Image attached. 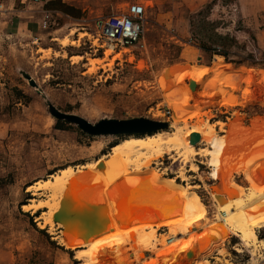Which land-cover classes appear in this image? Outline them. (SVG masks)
<instances>
[{
    "label": "rangeland",
    "instance_id": "rangeland-1",
    "mask_svg": "<svg viewBox=\"0 0 264 264\" xmlns=\"http://www.w3.org/2000/svg\"><path fill=\"white\" fill-rule=\"evenodd\" d=\"M134 1L147 6L142 42L121 52L96 51L91 46L94 19ZM44 2L0 0V264L95 263L77 256L78 250L93 249V244L80 239L75 248L63 244L64 223L51 217L48 209L23 208L51 198L49 189L29 186L51 179L67 166L87 165L105 155L108 159L112 147L130 135L161 130L91 135L76 123L55 118L49 103L92 123L147 117L168 122L165 130L172 132L170 122L178 115L181 125L186 117L190 126L203 119L216 125L221 148L199 146L209 149V155L194 156L189 163L176 160L175 152L154 160V173L160 178L151 190L167 194L163 198L168 204L158 211L127 213L125 221L155 227L162 244L155 251L127 244L116 264H264V249L254 259L240 238L216 218L219 206L233 192L246 194L253 163L264 159V0H209L201 7L197 0H66L80 4L82 17L53 11L47 29L38 27ZM187 26L191 35L184 37ZM193 33L227 50L228 57L198 50ZM227 35L236 42L217 39ZM75 55L80 57L73 60ZM216 56L224 57L220 69H228L229 76L214 82L210 67ZM182 68L205 72V79H184L193 88L185 96L187 114H177L173 107L177 86L170 74ZM207 97L217 102L207 106ZM167 107L171 117L163 115ZM192 162L200 164L195 171ZM181 171L185 180L179 177ZM120 172L132 174L126 168ZM172 179L187 191L181 194L165 185ZM82 193L81 206L90 218L77 224L101 230L123 224L118 205L99 206L94 195ZM146 193L126 201L138 207ZM46 217H51L53 231L50 225L42 226ZM258 235L264 240V227ZM190 249L194 254L186 260Z\"/></svg>",
    "mask_w": 264,
    "mask_h": 264
},
{
    "label": "bare ground",
    "instance_id": "bare-ground-1",
    "mask_svg": "<svg viewBox=\"0 0 264 264\" xmlns=\"http://www.w3.org/2000/svg\"><path fill=\"white\" fill-rule=\"evenodd\" d=\"M61 42L65 46L68 45L66 38L62 39ZM79 57L75 55L72 59L77 60ZM224 61L223 56H216L213 65L210 67V70L214 71L212 81L216 82L217 78L229 76L228 69L221 70ZM204 76L205 72L197 68H182L170 74V78L175 80L177 86L173 105L177 114H187L183 106L185 96L193 93L192 84L189 81H184V79L186 77H202L205 79ZM207 98V106L210 105V102H217L216 99L212 101L209 97ZM178 117V115H175L170 122L172 132L161 129L158 132L144 136L130 135L112 147V153L108 159H105V155L87 165L67 166L61 169L60 173L51 175V179H45L39 181L36 185H30L29 189L41 187L49 189L51 198L34 206L24 204L23 208L25 210L33 209V211L46 208L51 217L60 219L66 229L65 238L62 242L67 247L75 248L78 239L93 244L95 246L93 249L77 251L78 257L95 260V263L87 262L85 264H116L115 260L118 253L122 249L127 250V244H131L130 246H133L131 248L134 249L158 250V246L162 244V241L157 235L155 227L141 226L125 221L127 216L125 214L127 213L128 215L132 213V216H134L133 213L139 215L147 209L158 211L162 206L168 204L169 200L163 198L167 194L160 192V190H151L154 185H157L160 178L159 173H154V160L162 158L165 154L172 155L175 152L177 155L175 156L176 160L180 158L189 163L194 156L209 155V149L199 147L202 144H207L211 148H221V140L215 124L203 119L190 126L186 117L181 119L185 122L184 125H181ZM192 132L200 134V140L196 144L191 143L189 140ZM236 144L233 145L234 152H236ZM124 168L131 170L132 174L125 175L121 173L120 171ZM191 168L194 171L198 169L194 162H192ZM251 169L255 172L251 174L250 185L246 194L241 195L239 192H233L232 197L219 206L216 218L222 221L235 236L240 238L242 245L250 250L255 259L260 249H264V240L258 235V229L264 227V159L256 160ZM149 174L153 175L150 176ZM179 177L185 180V172L181 171ZM166 184H169L181 194L188 189L175 179L165 182ZM82 192L94 195L99 206H102V204L108 205V207L118 205V212L121 215L123 224L113 229L101 230L99 227H88L66 218V208L62 209L61 204L65 199L69 201L77 198L80 204L83 203ZM145 193L147 194L146 199L138 207L126 201ZM51 217H46L45 224H42V226L50 225L51 231H53ZM98 224L100 225L101 221ZM105 240H109V242Z\"/></svg>",
    "mask_w": 264,
    "mask_h": 264
},
{
    "label": "built area",
    "instance_id": "built-area-1",
    "mask_svg": "<svg viewBox=\"0 0 264 264\" xmlns=\"http://www.w3.org/2000/svg\"><path fill=\"white\" fill-rule=\"evenodd\" d=\"M36 1L40 2L42 0ZM52 18L53 11L44 9L39 26L47 29L51 24ZM147 19V6L140 1L128 3L126 7L118 12L98 16L94 19V35L91 46L96 51L104 48V51L111 49L113 51L119 50V52L123 49L136 46L144 38ZM190 41H193L192 38H190ZM142 46H144L143 43ZM163 115H167L168 117L172 116L170 107L163 110ZM197 166L199 168L200 164L197 163ZM209 173L211 176L212 167Z\"/></svg>",
    "mask_w": 264,
    "mask_h": 264
},
{
    "label": "water",
    "instance_id": "water-1",
    "mask_svg": "<svg viewBox=\"0 0 264 264\" xmlns=\"http://www.w3.org/2000/svg\"><path fill=\"white\" fill-rule=\"evenodd\" d=\"M30 82L33 86H37L36 81L31 77ZM48 105L51 114L55 118L76 123L83 131L91 135L146 134L168 127V122L166 121L154 120L147 117L127 119L103 118L96 123H92L78 114L61 111L52 103ZM189 140L191 143H197L200 140V134L192 132ZM61 205L62 209L66 208L67 217H70V220L74 222H84L90 218V213L81 206L78 198L69 201L65 199ZM193 254V249L188 250L185 254V259H191Z\"/></svg>",
    "mask_w": 264,
    "mask_h": 264
},
{
    "label": "trees",
    "instance_id": "trees-1",
    "mask_svg": "<svg viewBox=\"0 0 264 264\" xmlns=\"http://www.w3.org/2000/svg\"><path fill=\"white\" fill-rule=\"evenodd\" d=\"M46 10H51V11H59L62 12L64 14H67L69 16H72L74 18H81V9L70 5L66 2H64L63 0H48L45 5H44ZM195 39L198 42V46L205 50V51H209V52H215L218 54H222L224 55L226 58L228 57V51L227 50H221L220 46L216 45V46H212L209 45L208 42L204 39V37H199V36H195L196 34H194ZM217 39H221L223 41H230V42H234L235 39L233 37H230L229 35L223 37V36H217ZM236 42V41H235ZM214 47V48H213Z\"/></svg>",
    "mask_w": 264,
    "mask_h": 264
},
{
    "label": "crops",
    "instance_id": "crops-1",
    "mask_svg": "<svg viewBox=\"0 0 264 264\" xmlns=\"http://www.w3.org/2000/svg\"><path fill=\"white\" fill-rule=\"evenodd\" d=\"M48 0H46V2H47ZM64 2H66V0H63ZM190 1V3H194V2H196V0H189ZM209 0H197V5H198V7L200 6H202V5H204L205 3H207ZM46 2H44V3H46ZM66 3H68V4H70V5H73V6H75V7H77V8H79L80 6V4H77V3H72V2H66ZM45 9V8H44ZM43 9V10H44ZM190 9H194L193 7H191ZM43 12V11H42ZM57 13H60V14H62V15H67V14H64V13H62V12H59V11H57ZM40 21H41V19L40 20H38V27L39 28H41L40 26H39V23H40ZM31 27H33L34 29L37 27V26H35L34 24H32V26ZM183 36L184 37H189L191 34H190V29H189V27L187 26V27H185L184 29H183ZM198 50H200V51H205V50H203V49H198Z\"/></svg>",
    "mask_w": 264,
    "mask_h": 264
}]
</instances>
